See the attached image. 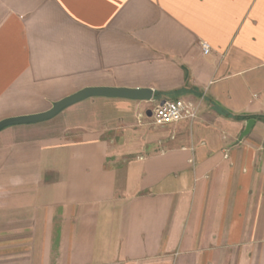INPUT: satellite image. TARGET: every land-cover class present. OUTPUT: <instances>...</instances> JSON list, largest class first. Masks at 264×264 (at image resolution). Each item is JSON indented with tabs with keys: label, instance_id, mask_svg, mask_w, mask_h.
Instances as JSON below:
<instances>
[{
	"label": "crops",
	"instance_id": "1",
	"mask_svg": "<svg viewBox=\"0 0 264 264\" xmlns=\"http://www.w3.org/2000/svg\"><path fill=\"white\" fill-rule=\"evenodd\" d=\"M88 88L154 98L0 132V264H264V0H0V122Z\"/></svg>",
	"mask_w": 264,
	"mask_h": 264
},
{
	"label": "water",
	"instance_id": "2",
	"mask_svg": "<svg viewBox=\"0 0 264 264\" xmlns=\"http://www.w3.org/2000/svg\"><path fill=\"white\" fill-rule=\"evenodd\" d=\"M120 98L128 100H137V101H147L150 102L154 98V93L150 89H141V90H131V89H122V88H88L84 89L72 96H69L53 105V107L42 114H37L33 116H25L18 118H10L0 122V132L3 130L13 127V126H23V125H35L43 122L50 121L57 116H59L66 109L81 103L87 99L91 98ZM164 103V102H163ZM152 112L148 111V116L151 117ZM255 121H249L244 136L248 135L251 131L252 126Z\"/></svg>",
	"mask_w": 264,
	"mask_h": 264
},
{
	"label": "built area",
	"instance_id": "3",
	"mask_svg": "<svg viewBox=\"0 0 264 264\" xmlns=\"http://www.w3.org/2000/svg\"><path fill=\"white\" fill-rule=\"evenodd\" d=\"M201 45L203 53L208 54L210 52L209 44L202 43ZM151 112L150 120L154 126H167L185 119L197 118V109L182 99L159 103Z\"/></svg>",
	"mask_w": 264,
	"mask_h": 264
}]
</instances>
